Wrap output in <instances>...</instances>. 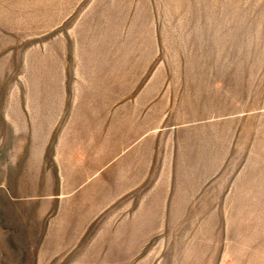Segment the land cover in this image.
Here are the masks:
<instances>
[{
  "label": "rangeland",
  "instance_id": "obj_1",
  "mask_svg": "<svg viewBox=\"0 0 264 264\" xmlns=\"http://www.w3.org/2000/svg\"><path fill=\"white\" fill-rule=\"evenodd\" d=\"M98 128L128 223L68 254ZM0 264H264V0H0Z\"/></svg>",
  "mask_w": 264,
  "mask_h": 264
},
{
  "label": "crops",
  "instance_id": "obj_2",
  "mask_svg": "<svg viewBox=\"0 0 264 264\" xmlns=\"http://www.w3.org/2000/svg\"><path fill=\"white\" fill-rule=\"evenodd\" d=\"M108 94V90L105 88V93L102 96H106ZM76 96V95H75ZM72 96V97H75ZM70 101L77 102L79 99L72 98ZM85 109V106H84ZM89 113L94 112L95 110H92V107L89 108ZM93 113V114H94ZM80 114V113H79ZM84 114V113H81ZM96 116V114H95ZM80 121L77 122V124H80L82 127L89 126V122L84 120V116L79 115L78 116ZM78 119V118H77ZM102 124L103 120H102ZM100 126V125H99ZM95 132H88L87 138H82L83 140H77L78 137L76 136L72 142L76 145H69V142H65L67 144H64L63 141L60 142V149L64 150L63 154V160H61L62 168L59 167V174H62L60 177V180L67 181L69 183H72V185L75 184V182L79 183L78 188H74L71 191V196L75 199V202H72L73 205L71 207H68V217L65 219H68V230L70 232V236L67 237L64 235V238H68L69 242H66V245L69 244L71 248L68 250L69 253L75 254L76 247H79L81 245L90 246L92 243L94 244V241L103 238V231H106L108 229H118V232L121 231V227H124L127 225V220L124 221L121 220L120 217V210H118L117 215L115 211L112 213V216L110 218H104L107 212V207L110 208L115 202L112 201L108 206H106V202L104 200L103 194L100 193V190H105L106 185L108 184L110 186V183L113 185L120 186L122 185V177H114L113 180L107 179L108 171L106 169V151H105V143L106 138L103 134L101 137V131ZM91 133H97L92 136ZM36 134V133H35ZM39 135V134H38ZM96 138V140L94 139ZM93 138V140H92ZM34 139H36V135H34ZM36 140H40V137H37ZM63 142V143H62ZM77 149L76 152L73 153V150ZM87 152H91V155L87 154ZM64 176V177H63ZM113 181V182H112ZM77 187V186H76ZM109 189V188H108ZM56 198L61 199V196H57ZM116 199V198H115ZM81 200V201H78ZM113 203V204H112ZM112 204V205H111ZM60 212V210H59ZM58 212V213H59ZM138 211H135L133 214H137ZM148 212V211H147ZM146 212V213H147ZM105 214V215H104ZM71 215V217H70ZM132 217V216H131ZM129 217V218H131ZM136 218L134 217V222L129 223L131 226L133 225V229L136 230ZM53 220V219H52ZM131 220V219H129ZM119 223L116 226V223ZM61 223V222H60ZM53 227L57 229L55 234L57 237L61 238L63 235V229L58 228L55 223L52 222ZM62 228H64V224L61 225ZM103 230L100 232V230ZM90 231H93V240L89 237ZM100 234V236H99ZM89 237V238H88ZM88 239V240H87ZM82 260L83 258H74L73 260Z\"/></svg>",
  "mask_w": 264,
  "mask_h": 264
}]
</instances>
